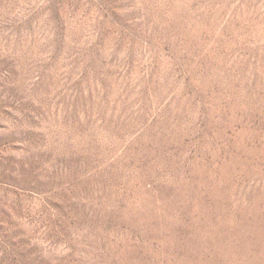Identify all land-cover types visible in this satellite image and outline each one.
<instances>
[{
  "label": "rangeland",
  "instance_id": "374dc122",
  "mask_svg": "<svg viewBox=\"0 0 264 264\" xmlns=\"http://www.w3.org/2000/svg\"><path fill=\"white\" fill-rule=\"evenodd\" d=\"M0 264H264V0H0Z\"/></svg>",
  "mask_w": 264,
  "mask_h": 264
}]
</instances>
